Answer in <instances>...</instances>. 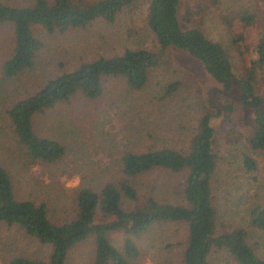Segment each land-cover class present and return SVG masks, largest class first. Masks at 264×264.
I'll return each instance as SVG.
<instances>
[{"label":"trees","instance_id":"trees-1","mask_svg":"<svg viewBox=\"0 0 264 264\" xmlns=\"http://www.w3.org/2000/svg\"><path fill=\"white\" fill-rule=\"evenodd\" d=\"M138 1L144 9L143 23L150 46L98 54L33 84L23 95L17 87L12 90L13 95L6 90L9 81L33 70L41 47L36 36L38 29L63 34L97 20L112 22L120 11L135 7ZM221 1L26 0L20 5L0 1V26L9 30L4 55L0 52V142L6 146L0 150L12 163L8 168L0 160V226H14L49 249L46 258L39 259L0 246V264H65L68 251L86 240L93 246L91 264H130L139 254L137 241L142 235L153 225L165 223H175L182 229L179 264H209L210 256L218 251L234 264H264V258L255 253L250 243L253 234L264 240V205L248 207L245 225L225 223L219 217L212 190L213 176L222 159V152L216 153L219 141L212 118L220 116L229 123L235 107L251 108V126L244 133L229 128L228 143L237 148L246 172L256 169L251 154L264 150V31L244 71L236 65L228 48L204 28L211 8ZM251 3L236 0L237 7L232 1L227 9L235 13L232 19L242 26L259 21L264 25V0ZM217 17L229 31L228 18L224 20L223 14ZM241 39V35L228 38L235 44L240 63L243 57L236 44ZM171 49L196 59L218 84L219 94L236 87L237 100L222 97L219 107L208 99L188 139L179 148L149 143L144 150L122 149L107 180L93 186L78 185L72 206L58 212L44 199L41 183L31 182L34 168L53 172L67 149L55 126L44 128L46 120L60 124L59 119L71 114L68 106L102 99L109 78L121 82L115 98L128 99L134 109L138 100L149 103L141 100L140 94L149 86L156 68L166 63ZM155 85L149 100L157 102L160 116L178 95L180 86L177 81ZM105 101L112 107L111 99ZM181 106L176 104L175 108ZM238 119L241 120L239 116ZM155 171L171 178L159 190L149 183L142 190V176ZM62 173L63 170L59 175ZM21 175L26 177L25 184L20 182ZM175 175L181 178L173 180ZM37 186L41 196L31 194ZM117 232L122 234L119 247L111 242V235Z\"/></svg>","mask_w":264,"mask_h":264},{"label":"rangeland","instance_id":"rangeland-1","mask_svg":"<svg viewBox=\"0 0 264 264\" xmlns=\"http://www.w3.org/2000/svg\"><path fill=\"white\" fill-rule=\"evenodd\" d=\"M0 1L20 5L26 0ZM232 1L235 2L234 7H237L236 0H222V4L212 7L211 15H207L204 20V28L212 38L220 40L228 48L236 65H241L240 67L245 71L249 59L255 55L259 39L263 36L264 25L259 21L242 26L237 20L232 19L235 13L227 9L228 5H232ZM251 1L253 0H239V3L249 4ZM213 11L214 15H212ZM217 14H223L224 20L228 18L229 31ZM143 19L144 9L141 1H138L135 7L120 11L112 22L97 20L84 28L69 29L63 34L46 33L38 29L36 36L41 42V47L33 70L15 80L12 79L13 82L9 81L6 90L13 95L12 90L17 87L23 95L32 88L33 84L61 71L69 70L79 62L98 54L110 55L121 52L126 47L150 46ZM232 35L242 36L241 41L238 40L236 44L243 57L241 63L237 60L235 44L233 46L228 40ZM8 39L9 30L0 26L1 55H4L3 49ZM172 81L179 83V93L159 116L157 102L149 100L153 86L157 87L156 83ZM120 86L119 79L109 78L105 82L106 91L102 99L89 102L82 100L79 105L68 106L71 114L63 117V120L59 119L60 124H57V121L47 120L44 124L46 129L50 128L51 124L56 127L67 149L53 172L34 168L30 172L33 178L31 182L41 183L44 199L52 203L58 212L68 210L72 206L74 191L78 185L93 186L100 180L102 182L107 180L112 164L121 154L122 149L144 150L149 143L179 148L188 139L195 120L202 108H206L208 99L220 107V98L235 101L239 95L236 87L219 94L216 90L218 84L206 74L202 65L186 52L177 49L170 50L166 63L156 68L149 79V86L141 92V100H148L149 103L142 104V101L138 100L135 103L138 107L134 109L128 105L130 104L127 103L128 99L124 101L123 98H115ZM262 96L264 98V89ZM106 99L112 100V107H109L110 102H106ZM176 104L182 106L176 109ZM234 110L230 114L232 121L229 123L220 116L211 120L215 127V136L219 141L216 153L220 155L222 152V159L213 176L212 190L219 217L225 223L245 225V213L248 207L252 204L264 205V150L251 154L256 169L246 172L240 161L241 155L238 154L236 147L228 143L226 132L231 128L235 133H244L252 124V109L235 107ZM147 132L151 134L150 137H147ZM81 141L84 143L81 144ZM3 146L5 145L0 142V148ZM0 160L8 168L11 167L12 163L4 150H0ZM61 170L64 173L59 175ZM175 176L176 179L173 180L181 178L180 175ZM24 178L26 177L20 176L21 184H25ZM168 178H171V175L167 173L150 172L142 176L140 187L144 190L143 185L149 183L159 190ZM38 187H34V191L30 187L31 194L41 196ZM21 193H24L23 189ZM242 194L244 197H240ZM55 215L63 216L57 213ZM181 231V227L175 223L153 225L137 241L139 254L130 264H179L178 250L181 248L178 241L181 239ZM111 242L119 247L122 234L113 233ZM250 243L255 253L264 258V240L253 234ZM0 246L7 250L12 249L22 256L39 259H45L49 251L47 246L26 237L16 227L5 225L0 226ZM92 253L93 246L89 240L80 242L68 251L65 264H91ZM209 262V264H234L221 251L214 252Z\"/></svg>","mask_w":264,"mask_h":264}]
</instances>
